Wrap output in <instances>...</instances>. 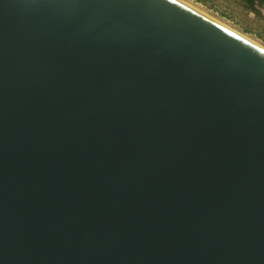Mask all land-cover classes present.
I'll use <instances>...</instances> for the list:
<instances>
[{"label":"water","instance_id":"water-1","mask_svg":"<svg viewBox=\"0 0 264 264\" xmlns=\"http://www.w3.org/2000/svg\"><path fill=\"white\" fill-rule=\"evenodd\" d=\"M0 264H264V49L179 0H0Z\"/></svg>","mask_w":264,"mask_h":264},{"label":"rangeland","instance_id":"rangeland-1","mask_svg":"<svg viewBox=\"0 0 264 264\" xmlns=\"http://www.w3.org/2000/svg\"><path fill=\"white\" fill-rule=\"evenodd\" d=\"M241 35L264 45V2L255 1L253 12L244 0H184Z\"/></svg>","mask_w":264,"mask_h":264},{"label":"bare ground","instance_id":"bare-ground-1","mask_svg":"<svg viewBox=\"0 0 264 264\" xmlns=\"http://www.w3.org/2000/svg\"><path fill=\"white\" fill-rule=\"evenodd\" d=\"M179 1H181L182 3H184L185 5H187L188 7H190V8H192V9H194V10L200 12L201 14H203V15H205L206 17L210 18L211 20H213V21H215L216 23L220 24L221 26L225 27V28L228 29L229 31H231V32H233V33L239 35L240 37H243L244 39L248 40L249 42L254 43V44L260 46L262 49H264V45H262L260 42L254 40V39H251V38H249V37H246L245 35H241V34H239L237 31L231 29L230 27H228L227 25H225V24H223V23H221V22L219 23L218 21H216L215 19H213L212 16H209L208 14H206V12H204V11H202L201 9L197 8V6H195V5H191V4L187 3V2L184 1V0H179Z\"/></svg>","mask_w":264,"mask_h":264},{"label":"trees","instance_id":"trees-1","mask_svg":"<svg viewBox=\"0 0 264 264\" xmlns=\"http://www.w3.org/2000/svg\"><path fill=\"white\" fill-rule=\"evenodd\" d=\"M255 1H257L259 4H262L264 2V0H244L248 9L249 10L251 9L253 12L255 11V9H254Z\"/></svg>","mask_w":264,"mask_h":264}]
</instances>
